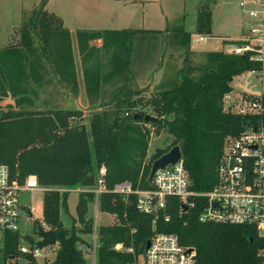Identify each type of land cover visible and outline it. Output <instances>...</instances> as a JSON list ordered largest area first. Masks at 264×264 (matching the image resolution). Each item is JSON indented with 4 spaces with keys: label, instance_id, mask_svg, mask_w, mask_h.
<instances>
[{
    "label": "trees",
    "instance_id": "trees-1",
    "mask_svg": "<svg viewBox=\"0 0 264 264\" xmlns=\"http://www.w3.org/2000/svg\"><path fill=\"white\" fill-rule=\"evenodd\" d=\"M217 1L201 0L196 35L213 37L212 5ZM46 2L21 25L10 45L0 49V87L4 88H0V164L8 165L20 180L37 176L39 185L46 188L95 189L99 170L105 167L109 190L121 182L147 190L152 188L148 178L153 163L179 146L190 190H213L227 141L259 119L226 109L225 96L235 90L234 79L261 72L263 63L252 60L251 54L224 50L207 52L203 61L195 63L192 33L179 29L171 41L182 46L186 55L182 68L169 88L145 95L129 87L134 55L139 54L140 62L152 58L158 45L150 38L158 40L165 31L78 30L83 82L92 111L87 122L80 109L48 102L40 108L33 97L32 85L49 87L56 82L73 92L79 87L71 32L62 18L45 10ZM5 97L11 99L9 104L2 102ZM147 115L157 120L147 123ZM151 127L158 134H169L173 141L148 158ZM95 199V193L83 191L73 217V223L78 221L86 233L92 231L88 214ZM136 201V195L108 192L99 196L100 210L116 214L120 223L100 227L95 264H132L135 256L145 253L148 242L162 233L176 234L183 246L194 248L197 264H264V237L252 226L202 223L200 206L182 210L176 197H169L157 215L139 213ZM62 210L69 213L68 195L45 191L44 222L58 239L51 263L49 257L36 259L21 253V234L7 232L0 264H19L20 259L24 264H88L77 247L81 237L74 227L64 225ZM118 244L123 245L120 251L115 249Z\"/></svg>",
    "mask_w": 264,
    "mask_h": 264
},
{
    "label": "built area",
    "instance_id": "built-area-1",
    "mask_svg": "<svg viewBox=\"0 0 264 264\" xmlns=\"http://www.w3.org/2000/svg\"><path fill=\"white\" fill-rule=\"evenodd\" d=\"M240 7L249 14L252 23L247 35L240 40L242 44L234 45L231 53L251 54L252 60L263 63L264 0H241ZM205 41V37L199 38V42ZM248 74L260 76L262 71ZM237 84L235 90L225 96V104L232 102L230 108H236L233 112L259 119L247 126L240 136L227 141L218 168V183L213 190L203 193L191 191V181L181 159L175 165L158 170L152 188L147 190H135L129 182L115 184L109 190L106 187L107 169L101 167L97 187L92 190L96 201L99 202V196L108 192L126 197L136 195L139 213L157 215L166 208L169 197H176L182 203V210L200 206L199 221L202 223L248 225L254 227L260 237H264V95L238 91ZM39 189L37 176L29 175L20 180L8 165L0 164V248L5 233H20L23 212L21 194ZM196 198L200 201L197 202ZM169 219L167 216L166 220ZM39 228L45 232L53 231L45 222L41 223L38 231ZM21 236L20 252L36 259L48 258L58 244L40 249L38 242L43 240L42 237L39 236L37 242H28L27 236ZM120 248L123 249V245ZM45 249L49 253H44ZM190 249H193L192 252H189ZM132 264H197L196 251L183 246L176 234H157L150 241V247L144 254L135 256Z\"/></svg>",
    "mask_w": 264,
    "mask_h": 264
},
{
    "label": "rangeland",
    "instance_id": "rangeland-1",
    "mask_svg": "<svg viewBox=\"0 0 264 264\" xmlns=\"http://www.w3.org/2000/svg\"><path fill=\"white\" fill-rule=\"evenodd\" d=\"M240 1L218 0L217 3L212 5L214 9L213 37H208L195 34L197 12L201 0H0V46H4L8 40L16 38L17 31L21 25L28 23L34 11L44 2H46L45 10L63 19L65 26L71 30V34L76 39L77 45L76 32L78 30L125 28L165 31L164 35L158 36V40L157 38H150L152 44L158 45L153 50L154 55L152 58L147 59L146 62H140L137 56L139 54L134 55L133 74L129 75V87L135 91L142 90L145 95H150L169 88L176 78L178 72L176 69L183 66V58L186 55L182 54V46L171 41L176 30L184 29L192 33L191 48L198 53H207V51H218L226 48L223 38H229L231 43L234 44L240 37L241 27H244L248 32L252 20L249 14L245 13L240 7ZM200 37H205L206 41L199 42ZM167 41L169 43L166 45ZM141 42L142 40H139V43L136 42L135 44H140ZM162 55L164 56L162 57ZM194 61L195 63L201 62L196 58ZM156 76H158V80ZM161 77H164L163 80L161 79L162 82H160ZM238 81V78L234 79V87H236ZM251 82L252 85H258L260 79L255 75L251 77ZM127 84L120 83L119 85L124 86ZM52 91L53 88H48V94L46 95L48 101L54 97L58 100L63 98L61 91H54L53 95L51 94ZM85 98L87 101L86 95ZM5 104H9V102ZM230 104L233 105L232 102L227 103L225 108H230ZM60 105H65V102ZM63 107L67 109L77 108V106ZM78 108L82 109L85 121L88 122L92 114L90 105L84 102ZM230 110L235 111L236 108L233 107ZM150 130L152 134L148 158L154 154L156 149H165L173 141V137L163 131L158 134L155 127H151ZM84 190L79 187L71 189L40 186L39 190L23 192L20 197L23 206L20 222L21 235L27 236L28 242L38 241V224L45 221V191H56L61 195L67 194L69 213L62 210V221L67 228L71 229L74 227L78 232L82 241L77 247L84 252L88 264H95L100 227L119 224L120 219L116 214L102 212L100 203L95 199L89 206L88 214V218L92 221V231L90 233L84 232L83 225L78 221L73 223V217H76L79 195ZM92 190L86 189V191ZM30 212L32 217H30ZM121 245H116L115 249L120 251ZM44 253H49L48 249H45ZM54 259L55 253H51L48 263H51ZM40 262L43 264L42 261ZM24 263H26L24 260H19V264Z\"/></svg>",
    "mask_w": 264,
    "mask_h": 264
},
{
    "label": "crops",
    "instance_id": "crops-1",
    "mask_svg": "<svg viewBox=\"0 0 264 264\" xmlns=\"http://www.w3.org/2000/svg\"><path fill=\"white\" fill-rule=\"evenodd\" d=\"M68 28V27H66ZM69 29V28H68ZM125 28H116V29H89V30H123ZM70 30V29H69ZM71 32V30H70ZM247 35V31L244 29V27L240 28V37L236 40V41H240L241 39H243L245 36ZM77 37V36H76ZM71 38H72V45H73V52H74V58H75V63H76V70H77V75H78V80H79V87L77 92H71V90L69 89H64L62 87H60L59 85H57L56 82H54L51 86H47L45 83L41 86H33V89L35 90V95L33 94V97L35 98L36 101V105L38 107H43L45 108L46 106L51 105V106H55V107H59L61 106L60 104H62L63 102H65V105L63 106H69V107H74L77 106L76 109H80L78 108V106L84 104V102H88V100L86 101L85 99V85L83 82V75H82V65H81V59H80V54H79V49H78V45L76 44V39H74L73 35L71 34ZM12 40H8V42L4 45V46H0V49H4L7 48ZM78 43V42H77ZM223 43L226 45L224 49L225 52H231L232 51V45L229 44L231 43V41L229 40V38H223ZM192 52H194V60L195 58L203 61L204 57H205V53L206 52H200L198 53L197 51H195L193 48ZM219 51V50H218ZM207 52H211V51H207ZM181 68L179 67L178 69H176L177 71H179ZM45 74L43 73V77L45 79ZM157 80H158V76ZM251 77L249 74L244 75L242 78H239L238 81V91H242L244 93H248L251 92V95H259V94H263L264 95V58H263V70H262V74L259 77L260 82L257 84H253L251 82ZM163 80L164 77H161L160 80ZM162 80L160 82H162ZM257 87V88H256ZM1 89H4L3 87H0ZM48 88H53L52 91V95L54 94V91H61L63 93V98H59V100L54 97L52 100H47L46 95L48 94ZM3 94V93H2ZM250 94V93H249ZM87 97V96H86ZM85 98V99H84ZM3 103H8L11 102V99L9 97H5L2 101ZM48 102V104H47ZM63 106H61L60 108H64ZM71 109H75V108H71ZM85 109V108H83ZM82 110V109H80Z\"/></svg>",
    "mask_w": 264,
    "mask_h": 264
},
{
    "label": "water",
    "instance_id": "water-1",
    "mask_svg": "<svg viewBox=\"0 0 264 264\" xmlns=\"http://www.w3.org/2000/svg\"><path fill=\"white\" fill-rule=\"evenodd\" d=\"M248 93L251 94V92H248ZM156 120H157L156 118L150 115H147L145 117V122L147 123L155 122ZM181 159H182V152H181L180 147L179 146L173 147L168 153L164 154L162 157H160L153 163L151 173L148 178V182L152 184L153 178L158 170L165 169L169 165H175ZM184 209L186 210L187 208L185 207ZM38 233H39V236L43 238L42 241L38 242V247L40 249L46 246H49V245H55L58 242L57 234L54 230L45 232L42 228H39ZM149 247H150V242H148L146 249H148ZM192 250L193 249H190L189 252H192Z\"/></svg>",
    "mask_w": 264,
    "mask_h": 264
}]
</instances>
